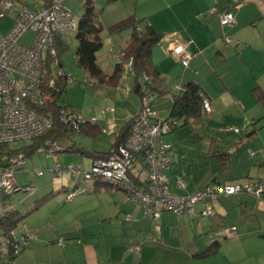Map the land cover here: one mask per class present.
Returning <instances> with one entry per match:
<instances>
[{
    "label": "rangeland",
    "instance_id": "374dc122",
    "mask_svg": "<svg viewBox=\"0 0 264 264\" xmlns=\"http://www.w3.org/2000/svg\"><path fill=\"white\" fill-rule=\"evenodd\" d=\"M36 1L13 0V6L9 9H4L0 5V34H6L14 27L15 16L22 3L33 6ZM83 2L84 0H64L65 6L75 14L77 22L83 13ZM95 7L98 11V20L103 27L101 33L103 45L97 53V61L103 70L109 72L115 61L114 55L118 57L124 46L125 36L131 33L132 28L128 26L114 34L109 33L107 28L111 22L120 21L134 14L135 0L124 2L95 0ZM61 34L64 47L59 51L57 58L62 62L63 70L71 80L66 83L58 102L73 108L83 119L103 125L106 130L105 133L100 131L94 135L73 134L76 145L90 152H107L116 140L115 130L111 126L113 123L121 125L128 120L125 114L129 115V108L133 111L132 108L135 107L130 101L131 98L138 101L140 99L139 106L135 108L137 112L141 105V97L133 91V85L125 74L119 79L117 87L107 84L98 86L77 62L76 32L64 31ZM30 40L31 33L22 38V42ZM110 53L113 57L108 58ZM94 84L96 86H93ZM126 87H129L127 92ZM117 88L120 93L116 92ZM153 102H156L155 98ZM217 103L219 107L220 102ZM155 107L162 119L168 115L169 109L165 104L162 105L159 101ZM243 123L242 121L237 123L241 128V135L225 134L228 127L223 124L219 115L208 128L207 118L202 116L200 124L195 123L194 128L190 124L181 126L175 133L164 135L163 141L172 145L173 159L177 162L178 169H185L187 175L183 178L188 183L195 181L203 184L211 178V169L218 160L219 154L213 153V157H209L210 152L212 153L214 147L227 152L236 146L241 136L246 133V129L250 127V123H247L248 127H244ZM9 145L17 148L24 143L13 142ZM90 159L91 157L74 151L56 152L53 156L40 151L26 156L24 169L14 172V180L17 185H31L32 189L13 192L8 198H2L3 195L0 193V213L2 207L11 205L19 209L21 216H24L37 199L49 192L50 196L25 218L20 217L12 234L16 235L15 240L20 239L22 243L25 240L26 246L17 254L15 260L9 261L3 257L0 264H136L142 260L149 264H184V252H187L192 243L188 230L190 227H187V222L183 218L187 214L163 211L171 213L174 225H179L178 241L183 243H176L173 246L161 242L162 231L156 223L160 218L154 220L147 217L144 208L124 189L112 187L110 192L109 187L101 183L95 188L94 177L74 179L69 175V167L76 164L82 163L83 170L87 171L92 164ZM237 164V162L233 164L231 171H234L237 177H243L240 183H255L264 178V167L253 166L244 170L243 166L237 167ZM54 166L63 168L56 176H51L50 170ZM37 170H41L43 174L38 175ZM185 180L183 181L186 182ZM172 187L171 193L176 194ZM211 200L210 198L209 201ZM200 203L203 204L198 202L197 206ZM224 203L227 208L221 209L228 210L229 213H226L228 220H242L241 212L235 210L237 209L235 205L238 204L236 199L223 201ZM253 203L251 201V204ZM258 208L259 210L256 207L252 209L253 214L247 217L251 221L248 222H255L256 218L257 222H264V206ZM244 222L248 224L247 221ZM204 236H206L205 240L203 239L204 245L208 243L210 237L215 239L222 237L218 229ZM4 242L0 241V257L1 254L8 255L11 247Z\"/></svg>",
    "mask_w": 264,
    "mask_h": 264
},
{
    "label": "crops",
    "instance_id": "0c3cea01",
    "mask_svg": "<svg viewBox=\"0 0 264 264\" xmlns=\"http://www.w3.org/2000/svg\"><path fill=\"white\" fill-rule=\"evenodd\" d=\"M46 1L37 0L33 6L24 3L22 5L38 9ZM212 7L219 11L232 12L234 23L231 26L223 27L216 15L206 13L207 9ZM135 8L136 16L146 18L152 28L162 35L161 40L153 46L150 55V62L159 72L161 81L160 85L156 87L157 89L155 88L149 95L151 106L157 112V116L161 118L159 110L155 107L157 102L160 101L169 109L168 115L163 118L168 119L171 113L172 95L181 90L187 82L193 81L202 88L211 106L210 111L202 115L207 118V128L217 115L221 117V121L228 128L239 127L237 123L240 121L250 123L249 129H246V133L241 136L240 142L227 151L230 155L224 161L225 166L218 165L219 162L213 165L211 178L203 184L195 181L188 183L184 179L187 175L186 171L178 169L179 166L173 159L172 145L163 141V136L169 133L162 135L161 140L171 147L172 167L165 171L169 189L173 186L172 190L176 195L188 196L208 184L240 183L239 181L243 177H237L234 171H231L236 162L238 163L237 167L243 166L244 170L253 166L264 167V105L255 92V89L258 91L264 89V0H135ZM118 21L111 22L109 25ZM129 35L125 36L123 48ZM58 37L64 42L62 34H59ZM110 37L113 38V36ZM226 38H230L231 41L227 43ZM175 42L185 44L186 51L191 56L189 65L186 67L181 65L177 56L170 50V45ZM110 54L108 58L113 57L112 53ZM119 55L120 53L118 57L114 55L115 61L112 69L109 72L104 71L107 73L113 71L114 65L120 60ZM60 67L63 69L61 61ZM139 81L142 83L141 79ZM174 85L175 88H173ZM108 86L113 87L112 85ZM177 86L180 89L177 90ZM133 91L137 94L135 89ZM116 92H119V88ZM154 98L156 102H153ZM130 101L135 104V107L132 108L133 111L129 108V115L125 114L128 117L126 122L130 121L135 113V108L140 104V99L138 101L131 98ZM217 101L220 102L219 107ZM201 119L202 117L191 118L188 124L194 128L193 125L200 124ZM125 123L121 125L115 123L116 127L113 125L111 127L119 133L124 129ZM247 123H243L244 127H248ZM96 124L100 128H104L103 125ZM228 128L225 130V134L241 135L242 133V131L236 133ZM177 129L172 132L175 133ZM214 149L216 148L214 147ZM210 154L209 157H213V152ZM90 160L92 161L93 158ZM141 169L142 167L136 168L141 174L140 178L144 179L146 172L143 169L141 172ZM193 179H195L194 176ZM179 180L186 181H183L184 188L178 187ZM258 181L264 184V178H260ZM93 185L95 188L98 187L95 183ZM108 189L110 192L112 191L111 188ZM231 199L237 200L238 204H234L237 207L235 210L241 212L242 220H228L226 216V213H229L228 210L221 209V207H226L223 201ZM251 201L254 203L251 204ZM207 203L214 209L213 217H203L198 214L194 217L187 215L183 217L187 222V227H190L188 230H190L189 236L192 240L190 248L184 252V264H264V222H257V218L255 222H248L251 220L247 218L253 214L254 207L259 210V206H264V196L258 199L252 195L238 194L228 198L208 200ZM204 205L205 203H200L199 206H196L197 211H200ZM135 207L138 208V206ZM171 217V213L162 212L156 223L159 224L162 231L161 242L174 246L176 243H180L178 241L180 231L177 232L179 225H174ZM244 221H247L248 224ZM220 222L236 225V233L232 239L222 241L221 237L220 239L210 237L208 243L204 245L203 239L205 240L206 237L204 235L218 229ZM216 240L220 241V244L214 252L199 257L194 255L206 251L209 244ZM3 257L7 258L5 254H1L0 260ZM139 262L149 264L144 260Z\"/></svg>",
    "mask_w": 264,
    "mask_h": 264
},
{
    "label": "built area",
    "instance_id": "2783aa9c",
    "mask_svg": "<svg viewBox=\"0 0 264 264\" xmlns=\"http://www.w3.org/2000/svg\"><path fill=\"white\" fill-rule=\"evenodd\" d=\"M0 5L9 9L12 1H2ZM206 13L216 15L223 27L234 23V16L230 11H219L212 7ZM76 27L75 14L65 6L64 0H50L38 9L22 6L15 17L14 27L8 33L0 34V145L13 142L27 145L34 137L52 127V116L37 107L43 106L45 98L60 90L57 84L59 78L66 82L71 80L60 67L56 38L64 31H74ZM28 33H31L30 42H22V38ZM225 41L229 43L231 40L226 38ZM170 50L184 67L189 65L191 56L186 51L185 44L172 43ZM124 74L129 79L134 74L131 59L126 62ZM142 78L148 79L146 75ZM176 89L180 87L177 86ZM128 90L129 87H126L125 91ZM203 109L206 112L211 109L207 99L203 102ZM59 120L74 130H78L85 121L78 112L69 109L61 110ZM177 125L176 119L159 118L148 95H143L140 107L132 116L125 142L105 156L93 159L87 171L83 170L82 164H76L68 166V172L75 178L94 177L95 180L112 182L122 187L144 208V214L152 219L160 218L163 211L195 216L198 202L205 203L200 214L212 216L214 209L207 203L210 198L240 193L261 198L264 187L257 183H214L188 196L172 194L165 176V171L172 167L171 147L161 137L172 132ZM113 127H116L115 123ZM228 129L236 133L241 131L237 126ZM101 132L105 133V128H101ZM61 149L62 145L56 140H46L36 148V152L43 151L48 156H53ZM25 161L26 157L22 152L9 158L8 165L0 169V190L12 189L14 172L24 169ZM137 167H142L146 172L144 179L140 178ZM61 169L60 166L52 167L51 176H56ZM36 172L38 175L43 174L41 170ZM131 176H138L142 187L133 185L135 182ZM178 187L184 188L185 183L179 180ZM219 231L223 238L231 237L236 226L226 225ZM2 240L5 244L9 241L6 238Z\"/></svg>",
    "mask_w": 264,
    "mask_h": 264
},
{
    "label": "trees",
    "instance_id": "16d2710c",
    "mask_svg": "<svg viewBox=\"0 0 264 264\" xmlns=\"http://www.w3.org/2000/svg\"><path fill=\"white\" fill-rule=\"evenodd\" d=\"M2 1H13V0H0V2ZM49 1L50 0H47L46 3H48ZM12 6H13V3H12ZM98 17H99L98 11L95 7V0H84L83 13L77 22L76 29L74 30L76 32L75 38L77 40L75 54H76L77 62L79 66L86 72V74L90 77V79L96 81V84L98 86L103 85V84L117 86L118 80L124 74L126 62L129 59H131L134 74L130 78V81L133 85V89L136 90V88L138 87V90L136 92L139 95V97L143 95H148L149 97L150 93L156 87H158L161 83L159 79V75H160L159 72L152 66L150 62V55H151V50L153 46L161 40L162 35L160 33H157L152 28L151 24L146 18H138L135 13L108 26L107 29L109 33H112V34L116 32H121L124 28L128 26L132 28V31L129 35V38L126 42L125 47L122 48L120 51L121 53L120 60L114 65L113 71L111 73H107L106 71L102 69V67L98 64V61H97V53L103 45L102 37H101L103 27H102V24L99 22ZM63 47H64V42H62L60 38L57 36L56 49L58 50L57 51L58 57H59V51L63 49ZM143 75H146L148 79L147 80L143 79L142 78ZM140 79L142 83H140L139 81ZM66 83L67 82L65 81V79L59 78L57 84H59L58 86L60 90H58V92L56 93H52L51 97L45 98V103L43 106L37 107L40 111L46 114H50L52 116V119H53L52 127L46 130L45 132H43L41 135L34 137L32 141H30L27 145L24 144L21 147L12 148L10 147L9 143L1 144L0 145V169H3L8 165L9 158L12 157L13 155L22 152L24 156L26 157L27 155L36 152V148L42 145L46 140H56L57 142H59L62 145V149L59 152H73L74 151V152H78L81 155L89 156L93 159L105 156L106 154L110 153L111 150L117 148L119 145H122L125 142V139H126V136L129 130V125H130L132 118L130 119L129 122L125 123V127L123 130H121L119 133L118 131L114 133L116 140L109 151L107 152L91 151L90 152V151H87L77 146L76 145L77 142L73 140V137H72L73 134L94 135L96 133H100L101 128L95 122L93 121L90 122L89 120H85L79 126L78 130H74L61 123V121L59 120V113L61 112V110L63 109L74 110L73 108L67 105H61L58 102L60 95L62 94L65 88ZM96 84H94L93 86H96ZM255 92H256V95H258V99L261 101L262 105H264V89H261L259 91L255 89ZM205 99L206 97H205V94L202 88L193 81L187 82L182 87L181 90H178L177 93L172 95L171 113L168 118L176 119L178 121V125L174 128V130L181 126L187 125L189 122V119L191 118L192 119L201 118L202 115L206 113V111H204L203 109V102ZM212 150H213L212 151L213 153L215 152L219 154L218 160H217V162H219L218 165L224 167L225 166L224 161L227 159V157L230 154L226 151L225 152L220 151L217 148L216 149L213 148ZM73 178L77 179L75 177ZM130 178H133L132 180L133 182H135V183H132L133 185H135L138 188L142 187V183H139L138 181L139 180L138 176L137 177L131 176ZM93 181L95 185H99L101 183L109 188L116 186L112 182H105L103 180L93 179ZM255 183L264 187V184L260 183L259 181ZM115 188L123 189L120 186H116ZM31 189H32L31 185H24V186L17 185L14 180V176H13L12 189L11 190H0V193L1 195H3L2 198H8L10 194L13 192H17L19 190L30 191ZM240 194L248 196V194H245V193H240ZM49 196H50V192L44 197L37 199L33 207L30 210H28L24 216H21L20 214L21 212L19 209H16L12 207L11 205H7V206L3 205L4 207H2V211L0 213V241L3 238H7L9 240L8 245H10L11 247H9L8 255H6L9 261L15 260L17 257V254L21 252L22 249H24V247L26 246V244L22 243L20 239L15 240L16 235L14 236V233L12 234V232H14V229H16L17 227V222L19 221L20 217L25 218L28 214L31 213V211L36 209V207H38L39 204L46 202L49 199ZM231 196L233 195H229L228 197H231ZM262 196H264V192H262ZM228 197H220L219 199L228 198ZM200 211H197L196 209V215L197 214L201 215ZM214 215H215V212L213 213L212 216H209V217L211 218ZM147 217H150V216H147ZM189 217H194V216H189ZM157 219H154V220H157ZM226 225L228 224H225V223L223 224L222 222H220L218 230ZM232 237L233 236L226 237V238L221 237V240L222 241L231 240ZM219 244H220V241L218 240L214 242L212 241V243L209 244L210 246L206 251H204L203 253H198L194 255L199 257V256H205L207 254H210L211 252H214L218 248ZM136 264H145V263L138 262Z\"/></svg>",
    "mask_w": 264,
    "mask_h": 264
},
{
    "label": "water",
    "instance_id": "95a60500",
    "mask_svg": "<svg viewBox=\"0 0 264 264\" xmlns=\"http://www.w3.org/2000/svg\"><path fill=\"white\" fill-rule=\"evenodd\" d=\"M138 90V87L136 88V90L135 91H137Z\"/></svg>",
    "mask_w": 264,
    "mask_h": 264
}]
</instances>
